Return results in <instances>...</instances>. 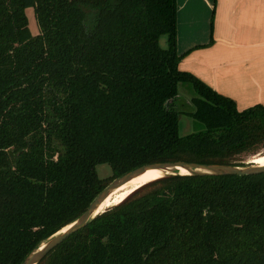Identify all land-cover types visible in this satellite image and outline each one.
<instances>
[{"label": "trees", "instance_id": "1", "mask_svg": "<svg viewBox=\"0 0 264 264\" xmlns=\"http://www.w3.org/2000/svg\"><path fill=\"white\" fill-rule=\"evenodd\" d=\"M180 59L177 0H0V264H21L137 166L244 164L264 147V105L239 109ZM181 81L205 124L186 134ZM37 264H264V171L157 177Z\"/></svg>", "mask_w": 264, "mask_h": 264}, {"label": "crops", "instance_id": "2", "mask_svg": "<svg viewBox=\"0 0 264 264\" xmlns=\"http://www.w3.org/2000/svg\"><path fill=\"white\" fill-rule=\"evenodd\" d=\"M177 50L239 109L264 105V0H177Z\"/></svg>", "mask_w": 264, "mask_h": 264}, {"label": "water", "instance_id": "3", "mask_svg": "<svg viewBox=\"0 0 264 264\" xmlns=\"http://www.w3.org/2000/svg\"><path fill=\"white\" fill-rule=\"evenodd\" d=\"M182 167L188 169L189 172L187 173L190 174H248L264 171V165L249 161H245L244 164H234L222 162H199L185 159H165L144 163L113 178L94 197L87 208L75 220L43 240L25 257L21 264H37L69 235L84 227L98 213L106 209L99 211L101 204L108 194L122 184L140 175L149 168L161 170L162 174L160 176H164L167 174L182 173L180 171V168Z\"/></svg>", "mask_w": 264, "mask_h": 264}, {"label": "rangeland", "instance_id": "4", "mask_svg": "<svg viewBox=\"0 0 264 264\" xmlns=\"http://www.w3.org/2000/svg\"><path fill=\"white\" fill-rule=\"evenodd\" d=\"M26 13L28 16L31 33L37 34L40 32V26L36 17L34 6H27ZM160 42L163 46H167V36L165 34L161 36ZM195 95H198V93L190 82L181 81L179 83V93L176 96L173 105L175 108L180 110V132L182 134L205 128V124L202 121L193 118L189 113H187L194 108L191 98ZM259 155H264V147H262L261 150L257 152V154L242 153L237 156L235 161L239 163H245V161L253 162L254 158ZM96 168L99 176L103 179L110 177L114 173L111 164L108 162H99Z\"/></svg>", "mask_w": 264, "mask_h": 264}, {"label": "bare ground", "instance_id": "5", "mask_svg": "<svg viewBox=\"0 0 264 264\" xmlns=\"http://www.w3.org/2000/svg\"><path fill=\"white\" fill-rule=\"evenodd\" d=\"M254 163L259 165H264V155H259L254 158ZM182 173L189 172L186 168H180ZM162 174V171L155 168H149L140 175L132 178L128 182L122 184L117 189L113 190L108 196L105 198L103 203L101 204L99 211L107 208L112 207L113 205L119 203L123 199H125L130 193H132L135 189H139L140 186L142 187L148 181H151ZM67 227V226H66Z\"/></svg>", "mask_w": 264, "mask_h": 264}]
</instances>
